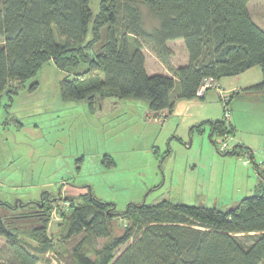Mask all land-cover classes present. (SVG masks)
I'll use <instances>...</instances> for the list:
<instances>
[{
	"label": "trees",
	"instance_id": "obj_1",
	"mask_svg": "<svg viewBox=\"0 0 264 264\" xmlns=\"http://www.w3.org/2000/svg\"><path fill=\"white\" fill-rule=\"evenodd\" d=\"M248 2L99 0L94 14L90 0H0V96L16 93V84L49 59L60 69L85 63V72L99 71L90 79L66 75L59 82L62 98L87 99L90 105L105 98H147L155 117L172 110V91L193 98L204 79L218 81L253 66L260 67L261 81L230 99L241 92L264 93V28L253 20ZM144 12L153 25L145 24ZM176 39L183 40L187 62L173 66L167 43ZM144 48L168 74L146 72ZM205 126L214 143L213 136L233 133L222 119L199 123L190 132L202 133ZM244 152L235 144L220 153ZM258 170L264 178V166ZM259 191L225 211L164 200L118 212L113 203L89 193L82 195V204L70 200L64 239H76L70 253L76 264H264V186ZM119 215L127 223L114 235L111 220ZM0 236L14 264L39 262L1 217ZM29 237L47 243L46 225L31 229ZM100 237L109 241L97 249L94 241ZM130 239L115 258L118 246Z\"/></svg>",
	"mask_w": 264,
	"mask_h": 264
},
{
	"label": "rangeland",
	"instance_id": "obj_2",
	"mask_svg": "<svg viewBox=\"0 0 264 264\" xmlns=\"http://www.w3.org/2000/svg\"><path fill=\"white\" fill-rule=\"evenodd\" d=\"M90 6L96 14L99 0H90ZM248 10L264 28V0H249ZM144 21L147 26L153 25L146 12ZM104 32L103 27L100 35ZM170 45L175 51L171 61L181 63L183 40L176 39ZM143 51L148 74H168L151 51ZM86 67L80 63L76 68L60 69L53 60H46L33 76L16 84V93L0 96V138L5 137L3 141L9 146L0 161V170L14 175L13 186L0 187V199L7 200L0 201V217L38 256L37 264H76L70 255L76 239L64 237L72 208L70 200L75 205L82 204V195L91 193L111 202L118 212L131 205L164 200L225 211L242 198L260 192L264 179L254 182L251 170L238 167L246 155L221 154L215 145L220 136H213L212 143L208 126L202 133L190 132L192 125L206 118H223L224 104L218 92L221 88L231 116L234 107L236 113L250 111L246 117L260 115L261 110L255 109L247 97L230 99V91H224L227 84L237 85V80L223 77L220 84L215 82L208 88L203 99L207 89L201 97L189 99L172 91V110H162L155 117L147 98H105L92 105L87 99L62 98L59 82L66 75L78 79L99 77V71L85 72ZM256 67L261 80L260 67ZM12 115L20 118L24 127L16 126ZM3 121H7L5 128ZM228 141L234 144L232 136ZM20 196L23 197L17 198ZM43 223L48 242L39 244L30 239L29 231ZM111 223L113 234L118 235L127 221L119 215ZM108 241L109 238H97L94 247L99 249ZM131 242L132 239L118 246L115 258ZM5 244L6 239L0 236V262L14 264Z\"/></svg>",
	"mask_w": 264,
	"mask_h": 264
},
{
	"label": "crops",
	"instance_id": "obj_3",
	"mask_svg": "<svg viewBox=\"0 0 264 264\" xmlns=\"http://www.w3.org/2000/svg\"><path fill=\"white\" fill-rule=\"evenodd\" d=\"M173 41H176V40H173ZM170 42H172V41H169L167 44L172 49V51L174 53L175 51L171 47ZM178 42L181 43V41H178ZM173 56H174V54H173ZM144 57H145V63L144 64H145V69H146L147 57H146L145 53H144ZM154 58L158 61V63H160L156 57H154ZM186 62H187L186 50L184 51V58H183V61L181 63L177 64L173 60L171 61L173 66L185 64ZM256 68H258V67L253 66V67L245 70L244 72H242L238 75L230 76L229 78H234L235 80H237V85L227 84V86H225L226 90H224V91L228 90L232 94V93L240 92L244 88H247L251 85L259 83L261 81V80H258L259 78H257L259 69H256ZM252 70H254V71L252 72ZM249 72H251V73H249ZM243 74H247V75L240 78V76H242ZM254 74H255V77L253 79L252 77ZM250 77H251V80H248V78H250ZM222 78H220L218 81H214L213 83L217 82L220 84V81L223 80ZM241 80H247V82H243ZM222 89L223 88H221V90ZM208 91H209V89H207L205 91L203 97H201L202 99L205 98V96L208 94ZM218 92H219V90H218ZM244 96L247 97L251 102L254 103L253 106L255 109L258 108L259 110H261L260 115L258 117L257 116L256 117H251V116L246 117L245 114L247 112H250V111H245L242 109V111L240 113H236L234 110L235 109V107H234L233 108V114L230 118L229 124L231 125L232 131H233V133L231 135L232 139L234 141L233 145L236 144L238 146H241L242 150L249 151V153H250L249 163H247V164L241 163L240 166H238V167L245 168L244 170L246 172H247V169L251 170L253 173V176H255V178L252 177V181L255 182V180L257 178H258V180H259V178L264 179L259 174V170H258V168H263L261 166H264V164L262 163L264 161V155H263V153H264V93L247 94V93L241 92L240 94L234 95L231 98H234V97L242 98ZM233 106H234V104H233ZM8 114H10V113L8 112ZM12 116H13V120H14L16 126L24 127V123L20 120V118L14 116V115H12ZM221 119L222 118H220V119L206 118L199 123H202V122L207 121V120L219 121ZM6 123H7V121H3V123H2L4 128L6 127V126H4V124H6ZM199 123H197V124H199ZM197 124H194L192 126H195ZM1 134H3V135L5 134V136H6V133H1ZM4 139H6V138L5 137L0 138V141H2L0 143V161L3 160L2 156L6 153V149L9 148V146L5 145V142L3 141ZM209 139L213 143L210 136H209ZM236 156L239 157L238 155H236ZM238 167H236V168H238ZM12 176H14V175H11L9 170H0V187L3 189H8V188H10V186H13V182L11 181ZM260 182H262V181H260ZM260 185H262V184L260 183L258 185V188ZM2 195H4V194H2ZM21 197H23V196H20L17 198H21ZM0 201H7V200L0 199Z\"/></svg>",
	"mask_w": 264,
	"mask_h": 264
},
{
	"label": "built area",
	"instance_id": "obj_4",
	"mask_svg": "<svg viewBox=\"0 0 264 264\" xmlns=\"http://www.w3.org/2000/svg\"><path fill=\"white\" fill-rule=\"evenodd\" d=\"M214 83L210 78H206L203 80V82L200 84L196 95L197 96H202L204 91L210 87H213ZM219 94L222 98L223 104H224V111H223V118L222 120L228 125L230 123V118H231V113H230V109L229 107H227V103L224 101V97L226 96L225 94H223L222 90H219ZM223 94V95H222ZM227 101V99H226ZM229 137H231L230 135L228 137H219V140L216 141V148L219 150V152H227V151H231L233 148V144L229 143L228 139ZM244 155H246V158L242 160V162L245 164L247 163L248 160H250V153H244ZM264 155V153H263ZM264 164V161L262 162Z\"/></svg>",
	"mask_w": 264,
	"mask_h": 264
}]
</instances>
